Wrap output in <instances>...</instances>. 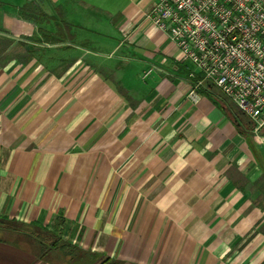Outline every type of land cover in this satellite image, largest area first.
Here are the masks:
<instances>
[{"label":"crops","instance_id":"1","mask_svg":"<svg viewBox=\"0 0 264 264\" xmlns=\"http://www.w3.org/2000/svg\"><path fill=\"white\" fill-rule=\"evenodd\" d=\"M155 2L0 0V218L127 264H264V128L194 87ZM22 243L0 264H53Z\"/></svg>","mask_w":264,"mask_h":264},{"label":"built area","instance_id":"2","mask_svg":"<svg viewBox=\"0 0 264 264\" xmlns=\"http://www.w3.org/2000/svg\"><path fill=\"white\" fill-rule=\"evenodd\" d=\"M147 16L173 41L179 60L197 70L194 87H217L258 134L264 128V0H156ZM189 97L197 99L194 90Z\"/></svg>","mask_w":264,"mask_h":264},{"label":"rangeland","instance_id":"3","mask_svg":"<svg viewBox=\"0 0 264 264\" xmlns=\"http://www.w3.org/2000/svg\"><path fill=\"white\" fill-rule=\"evenodd\" d=\"M25 8L27 9L26 11H29L33 14H37L32 12V11H37V8H35V6L31 2ZM52 38L55 39V37ZM44 39L47 40V37L45 36L43 40ZM12 45H13L12 39L1 36L0 55H2L5 51H7V49ZM61 232H62V224L59 225L57 221H55L53 224H50L48 226L39 228V227L24 226L0 218V239L7 238L10 240L11 239L14 240L16 243H18L19 241L23 242L25 246H27V248L29 249L31 248L35 250L36 253L38 252L41 253L42 255L41 258H44V261H49L53 264H65V260L69 256L72 257L73 260L75 259L73 264H108V262H105L104 258L88 256L86 254H83L77 249L70 250V248L66 249L67 248L66 246H61V244L64 245L63 241H66L65 239L62 238ZM8 233H13L14 235ZM20 233L28 237H31L32 240L31 241L29 240L26 244L23 238L18 237V234Z\"/></svg>","mask_w":264,"mask_h":264},{"label":"trees","instance_id":"4","mask_svg":"<svg viewBox=\"0 0 264 264\" xmlns=\"http://www.w3.org/2000/svg\"><path fill=\"white\" fill-rule=\"evenodd\" d=\"M211 86H213V85H211ZM214 87H215V86H214ZM57 222H58L59 225L62 224V220H57ZM63 243H64V245L61 244V246H66V247H67V248L65 247L66 249H69V248H70V250H71V249H72V250L77 249L76 246L72 245L71 243H69V242H67V241H63ZM77 250H78V249H77ZM68 255H69V254H68ZM68 255H67V256H68ZM74 261H75V259L73 260L72 257H69V256H68V258H66V260H65V264H73ZM105 262H108V264H127L126 262H123V261H121V260H113V259H110V258H105Z\"/></svg>","mask_w":264,"mask_h":264}]
</instances>
